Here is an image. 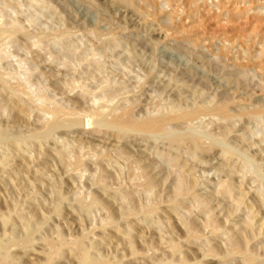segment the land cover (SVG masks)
Returning a JSON list of instances; mask_svg holds the SVG:
<instances>
[{
  "label": "rangeland",
  "instance_id": "rangeland-1",
  "mask_svg": "<svg viewBox=\"0 0 264 264\" xmlns=\"http://www.w3.org/2000/svg\"><path fill=\"white\" fill-rule=\"evenodd\" d=\"M133 1L0 0V264H264V0Z\"/></svg>",
  "mask_w": 264,
  "mask_h": 264
},
{
  "label": "bare ground",
  "instance_id": "bare-ground-1",
  "mask_svg": "<svg viewBox=\"0 0 264 264\" xmlns=\"http://www.w3.org/2000/svg\"><path fill=\"white\" fill-rule=\"evenodd\" d=\"M119 1H121V2H123V3H126V4H131L132 5V1L133 0H119ZM136 1V0H135ZM135 1H133V4H134V2ZM143 1H145V0H143ZM146 4V3H145ZM234 75V74H233ZM193 96V95H192ZM210 102V101H209ZM18 105V104H17ZM202 106V105H201ZM16 107H18V106H16ZM20 107V106H19ZM18 107V108H19ZM174 107V106H173ZM172 107V108H173ZM198 107V106H197ZM205 107V106H204ZM161 108H159V110H160ZM171 109V108H170ZM53 110H55V109H53ZM58 110V109H57ZM129 111V110H128ZM155 112H157V110H155ZM170 112H172L171 113V116H169L168 117V115L167 116H165V115H162V116H158V117H153V118H145V119H142V120H132V119H129V118H126L124 121H122V122H119V123H117L116 124V126H118L119 128H121V129H119V130H121V131H123L122 129H124V130H140L141 132H142V130H147V131H152L153 129H154V125H159V126H161V125H163V124H165L166 122H168V121H170V120H172V119H179V118H185V117H194V116H197V115H199L200 113H202L203 112V114H206L207 112L209 113V112H215V113H218V114H220V115H227V113H228V107H227V104H224V103H222V104H220V105H216V106H211V107H208L206 110H205V112L204 111H202L200 108L199 109H197V108H194V109H190V110H185V111H178V110H173V111H170ZM56 114L58 113L57 111L55 112ZM129 113V112H128ZM207 113V114H208ZM14 114V113H13ZM21 114V113H20ZM60 114V113H59ZM148 114V113H147ZM150 114V113H149ZM217 114V115H218ZM230 114V113H229ZM54 116L53 117H55V114H53ZM146 115V114H145ZM213 115V114H212ZM215 115V114H214ZM100 116V115H99ZM124 116V115H123ZM128 116V115H127ZM148 116V115H147ZM15 117V116H14ZM16 118V117H15ZM58 118V117H57ZM20 119H21V117H20ZM100 120V119H99ZM102 120V119H101ZM114 120V119H113ZM122 120V119H121ZM48 121H50V120H48ZM104 121V120H103ZM14 122V121H13ZM17 122V121H16ZM99 122V121H98ZM101 122V121H100ZM99 122V123H100ZM105 122V121H104ZM50 123V122H49ZM62 123L63 122H60V121H58V120H55V121H53L51 124H49L48 126H45L44 124L42 125V128L44 129V132H43V134L44 135H47V134H49V132H51L53 129H55V128H57L58 126H60V125H62ZM98 123V124H99ZM103 123V122H102ZM171 123V122H170ZM173 123V122H172ZM63 124H65V123H63ZM69 124V123H68ZM73 124V123H72ZM95 124H96V119H95ZM97 124V125H98ZM108 124H109V122H108ZM75 125V124H74ZM103 126H104V123L102 124ZM106 125V124H105ZM43 126H45V127H43ZM71 126H73V125H71ZM71 126H69V127H71ZM76 126V125H75ZM109 125H107V127H108ZM117 127V128H118ZM169 128V127H168ZM60 129V128H59ZM109 129H110V127H109ZM113 129V128H112ZM164 129H166V128H164ZM118 130V131H119ZM128 131V132H129ZM134 131H131V132H134ZM167 131V130H166ZM168 131H172V129L171 130H168ZM9 132V131H8ZM39 132V131H38ZM38 132H35V133H38ZM55 132V131H54ZM125 132V131H124ZM127 132V131H126ZM131 132H130V135H131ZM158 132V131H157ZM165 132V131H164ZM34 133V134H35ZM121 133V132H120ZM135 133H136V131H135ZM138 133V132H137ZM143 133V132H142ZM148 133V132H147ZM150 133V132H149ZM152 133H153V131H152ZM159 133V132H158ZM173 133V132H172ZM41 134V133H40ZM64 134V133H63ZM133 134V133H132ZM144 134V133H143ZM168 134V133H167ZM175 134V133H174ZM16 135V134H15ZM32 135V134H31ZM147 135H151V134H147ZM159 135H161V134H159ZM169 135H170V133H169ZM168 135V136H169ZM5 136H7V135H5ZM17 136V135H16ZM35 136H37V135H35ZM35 136H34V138H35ZM52 136V135H51ZM133 136V135H132ZM142 136V135H141ZM20 137V136H19ZM123 137H126V136H123ZM17 138H18V136H17ZM40 138V137H39ZM127 138V137H126ZM2 139V135H1V133H0V140ZM21 139V138H20ZM13 140V139H12ZM17 141V140H16ZM39 141V140H38ZM170 141L172 142V143H174V144H183V143H188V144H190V145H192L194 148H199L200 146H199V144H198V141L196 140V138L194 137V136H192V135H188V136H170ZM150 143V142H149ZM19 144V143H18ZM130 144V143H129ZM164 144V143H163ZM30 145V144H29ZM10 146H12L11 144H10ZM181 146V145H180ZM25 147V146H24ZM27 147V146H26ZM5 148V147H4ZM193 149V148H192ZM209 149H211V148H209ZM28 150V149H27ZM11 152V151H10ZM7 154V153H6ZM9 154V153H8ZM8 156V155H7ZM1 157V156H0ZM10 158V157H9ZM4 159V158H3ZM1 160H2V158H1ZM12 160V159H11ZM81 160V159H80ZM183 160V159H182ZM8 163H9V161H7ZM77 163V162H76ZM6 163H5V161H2V164L1 165H5ZM6 166H7V164H6ZM81 166V165H80ZM1 167V166H0ZM17 167V166H16ZM1 168H3V167H1ZM13 170H15V169H13ZM9 175V174H8ZM7 175V176H8ZM12 175V174H11ZM10 176V175H9ZM1 178V177H0ZM11 179V178H10ZM5 180V179H4ZM3 179H2V181H4ZM7 181V180H6ZM183 182H184V180H183V178L182 177H180V178H178L177 179V181L175 182V185H174V190H173V193H174V198L172 199V201H171V203L174 205L175 203H176V200H177V198L179 197V196H181L183 193H184V187H183ZM2 184H3V182H2ZM27 191V190H26ZM29 194V193H28ZM27 194V195H28ZM122 194V193H121ZM122 197V196H121ZM31 198V197H30ZM77 199V198H76ZM29 202V201H28ZM84 204V203H83ZM90 206V205H89ZM89 206L87 205V207L89 208ZM151 207V206H150ZM84 208H86V206H84ZM126 209V208H125ZM144 209V208H143ZM127 211V210H126ZM155 211V210H154ZM5 213V212H4ZM129 213V212H128ZM142 213H144L146 216H149V215H151L152 213H153V210L152 209H146V210H144V211H142ZM123 214H125V213H123ZM11 215V214H10ZM9 214H8V216H10ZM5 216V215H4ZM7 216V217H8ZM4 219H6L5 217H3ZM2 220V219H1ZM4 222V221H3ZM190 229V228H189ZM190 233H192V232H190ZM190 235V234H189ZM78 241V240H77ZM81 242V241H80ZM80 242L78 241L77 242V244H76V251L78 252V254H79V256H80V259H81V264H82V262H84L83 264H85V263H92V264H111V263H109V262H105V261H98V260H94V259H92L90 256H89V254H88V252H87V250L82 246V244H80ZM237 242V241H236ZM82 243V242H81ZM2 249H3V246L2 245H0V255H1V252H2ZM173 249V248H172ZM217 249V248H216ZM75 251V252H76ZM76 252V253H77ZM90 252V251H89ZM249 253V252H248ZM77 255V254H76Z\"/></svg>",
  "mask_w": 264,
  "mask_h": 264
}]
</instances>
